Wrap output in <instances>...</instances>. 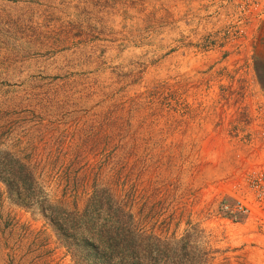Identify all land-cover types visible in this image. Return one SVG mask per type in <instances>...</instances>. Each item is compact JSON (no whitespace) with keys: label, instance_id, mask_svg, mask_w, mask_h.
<instances>
[{"label":"rangeland","instance_id":"374dc122","mask_svg":"<svg viewBox=\"0 0 264 264\" xmlns=\"http://www.w3.org/2000/svg\"><path fill=\"white\" fill-rule=\"evenodd\" d=\"M263 21L264 0H0V149L69 210L112 194L203 264H264L258 225L217 219L231 119L264 100ZM0 264H77L1 181Z\"/></svg>","mask_w":264,"mask_h":264},{"label":"trees","instance_id":"16d2710c","mask_svg":"<svg viewBox=\"0 0 264 264\" xmlns=\"http://www.w3.org/2000/svg\"><path fill=\"white\" fill-rule=\"evenodd\" d=\"M0 181L14 203L40 210L77 264H203L189 232L167 239L147 233L112 194L89 198L82 210L52 202L29 156L0 149Z\"/></svg>","mask_w":264,"mask_h":264},{"label":"built area","instance_id":"2783aa9c","mask_svg":"<svg viewBox=\"0 0 264 264\" xmlns=\"http://www.w3.org/2000/svg\"><path fill=\"white\" fill-rule=\"evenodd\" d=\"M227 138L239 145L232 172L219 180L220 211L225 225L255 223L264 232V100L237 107ZM236 109L233 110V113Z\"/></svg>","mask_w":264,"mask_h":264},{"label":"crops","instance_id":"0c3cea01","mask_svg":"<svg viewBox=\"0 0 264 264\" xmlns=\"http://www.w3.org/2000/svg\"><path fill=\"white\" fill-rule=\"evenodd\" d=\"M254 35L256 37V41L258 45L257 52H260L263 49L262 45H264V21L262 25H260V22L257 23V29L256 32H254Z\"/></svg>","mask_w":264,"mask_h":264}]
</instances>
